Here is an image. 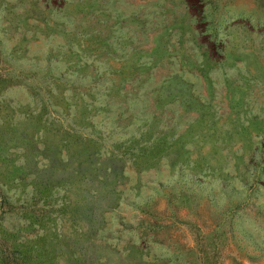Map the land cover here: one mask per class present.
Masks as SVG:
<instances>
[{
	"label": "rangeland",
	"instance_id": "374dc122",
	"mask_svg": "<svg viewBox=\"0 0 264 264\" xmlns=\"http://www.w3.org/2000/svg\"><path fill=\"white\" fill-rule=\"evenodd\" d=\"M0 264H264V0H0Z\"/></svg>",
	"mask_w": 264,
	"mask_h": 264
},
{
	"label": "trees",
	"instance_id": "16d2710c",
	"mask_svg": "<svg viewBox=\"0 0 264 264\" xmlns=\"http://www.w3.org/2000/svg\"><path fill=\"white\" fill-rule=\"evenodd\" d=\"M6 249L5 248H0V262L4 263L6 261Z\"/></svg>",
	"mask_w": 264,
	"mask_h": 264
}]
</instances>
